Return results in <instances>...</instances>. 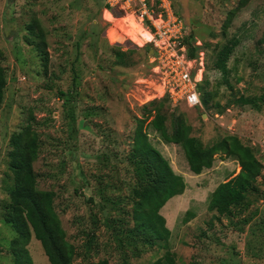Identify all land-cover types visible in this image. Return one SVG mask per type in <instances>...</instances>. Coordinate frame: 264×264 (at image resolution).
<instances>
[{"label": "rangeland", "instance_id": "rangeland-1", "mask_svg": "<svg viewBox=\"0 0 264 264\" xmlns=\"http://www.w3.org/2000/svg\"><path fill=\"white\" fill-rule=\"evenodd\" d=\"M170 1L198 43L196 52L203 54L199 87L207 107H173L159 98L148 46L136 42L139 50L122 64L116 61L114 45L124 44L118 48L123 51L131 47L115 27L120 28L118 21L103 19L104 0H0V66L6 74L0 109V264H13L9 247L16 236L3 221L12 186L9 141L27 128L38 139L32 165L37 186L54 193L55 212L75 250L73 264L101 259L150 264L166 251L174 254L175 264H264V0ZM33 20L44 34L46 67L25 42ZM234 42L223 76L215 70L216 56ZM156 107L167 115L169 131L176 118L183 119L202 149L229 136L250 148L263 169L244 205L219 219L208 209L216 187L239 173L237 161L217 153L210 168L193 174L182 147L164 142L150 126ZM139 122L179 189L153 213L161 219L166 247L139 242V249H147L133 258L125 241L118 247L104 220L121 216L119 208L131 212L134 179L124 157ZM129 224L133 227V220ZM27 249L33 264H49L36 240Z\"/></svg>", "mask_w": 264, "mask_h": 264}, {"label": "trees", "instance_id": "trees-1", "mask_svg": "<svg viewBox=\"0 0 264 264\" xmlns=\"http://www.w3.org/2000/svg\"><path fill=\"white\" fill-rule=\"evenodd\" d=\"M27 31L25 42L36 48L41 54L43 67H46L48 56L44 50L45 42L42 29L33 20L27 25ZM192 37L191 34H188L184 40L189 58H195L198 54L196 52L198 46L192 42ZM235 45L234 42L231 46H224L216 56L215 70H218L223 76L228 73L227 61ZM114 46L116 50L114 55L120 64L133 51L139 50L134 45H130L131 50L126 51L119 50L118 45ZM147 50L148 53L150 49ZM147 56L149 58V53ZM149 64L151 68V63L149 62ZM5 87L6 74L4 68L0 66V109ZM198 90L201 107H207L208 98L203 97V94L201 96L203 90L201 87L198 86ZM166 100L168 101L167 98ZM155 103L156 101L153 100L149 102V105L152 106ZM175 120L172 130L169 131L165 126L167 115L162 113L159 107H156L149 124L153 130L160 134L164 142L182 147L188 168L193 174L199 175L204 168H210L212 157L217 153H225L229 158L237 161L240 167L239 173L216 187L208 206L210 211L215 210L218 213L217 219L220 216L230 215L234 208L244 205L246 193L253 189V184L263 169L261 162L256 159L250 148L242 145L239 139L234 136L222 139L211 148L202 149L198 146L196 139L189 135L191 127L179 117ZM146 137V131L142 127V123L139 122L132 136V149L124 157V160L132 167L134 179L129 198L131 212L128 213L119 208L121 216L104 220V225L112 232V238L117 242L118 247H121L125 241V244L131 247V257L133 258H139L145 249V247L143 249L137 247L139 242L147 248L166 247L167 236L160 226L161 219L157 217L159 220L156 221L153 213L179 189V183L169 163L147 143ZM9 145L11 149L8 159L12 169V186L9 190V210L3 216V221L10 225L16 234L9 247L13 264H33L27 249L31 239L40 244L49 264H73L75 250L66 240L60 219L55 212L54 193L38 188L32 169L38 156L37 136L28 128L23 129L11 135ZM104 200L109 201L107 198ZM114 203H118V200H115ZM130 220L134 222V226L131 228ZM121 234L124 236H120ZM88 264H109V260L101 259ZM121 264H128V262L123 260ZM150 264H175V256L166 251L162 257Z\"/></svg>", "mask_w": 264, "mask_h": 264}, {"label": "built area", "instance_id": "built-area-1", "mask_svg": "<svg viewBox=\"0 0 264 264\" xmlns=\"http://www.w3.org/2000/svg\"><path fill=\"white\" fill-rule=\"evenodd\" d=\"M102 16L110 24L118 21L120 28L115 27L127 46L136 42L139 47L148 46L150 71L156 78L159 98L166 97L173 107L180 103L201 107L198 85L203 80V54H197L198 62L197 55L188 57L186 27L170 0H104ZM133 25L147 37L136 32Z\"/></svg>", "mask_w": 264, "mask_h": 264}, {"label": "bare ground", "instance_id": "bare-ground-1", "mask_svg": "<svg viewBox=\"0 0 264 264\" xmlns=\"http://www.w3.org/2000/svg\"><path fill=\"white\" fill-rule=\"evenodd\" d=\"M133 26H134V28H135L138 32H140L144 37H147V35H146L143 31H141L139 28H137L136 25H133ZM197 79L200 80V79H201V76L199 75V76L197 77Z\"/></svg>", "mask_w": 264, "mask_h": 264}, {"label": "clouds", "instance_id": "clouds-1", "mask_svg": "<svg viewBox=\"0 0 264 264\" xmlns=\"http://www.w3.org/2000/svg\"><path fill=\"white\" fill-rule=\"evenodd\" d=\"M199 86V85H198ZM199 91V90H198ZM199 94H200V92H199ZM164 98V97H163ZM190 108V107H189ZM195 108H197V107H195Z\"/></svg>", "mask_w": 264, "mask_h": 264}]
</instances>
